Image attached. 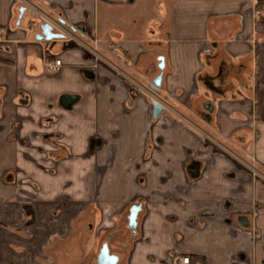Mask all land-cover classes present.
Masks as SVG:
<instances>
[{"label": "crops", "instance_id": "crops-1", "mask_svg": "<svg viewBox=\"0 0 264 264\" xmlns=\"http://www.w3.org/2000/svg\"><path fill=\"white\" fill-rule=\"evenodd\" d=\"M258 1L0 0V28L8 29L0 37V264L30 262L17 255L13 231L21 222L43 227L40 217L56 200L62 215L73 205L97 211L102 228L140 205L125 264H174L180 256L198 264H264V175L253 179L207 151L163 113L152 120L141 96L69 39H36L40 21L54 18L114 44L138 75L155 61L159 69L162 57L160 91L189 94L190 115L218 137L249 145L264 173ZM119 5L122 18L111 11ZM55 58L62 66L51 73L46 65ZM46 139L57 142L61 158L50 161Z\"/></svg>", "mask_w": 264, "mask_h": 264}, {"label": "rangeland", "instance_id": "rangeland-1", "mask_svg": "<svg viewBox=\"0 0 264 264\" xmlns=\"http://www.w3.org/2000/svg\"><path fill=\"white\" fill-rule=\"evenodd\" d=\"M120 6H112V8L118 9ZM116 9L111 10L113 15L122 18V13H118ZM30 13L33 19L38 21L39 11L31 10ZM130 15L135 18L138 14L132 12ZM114 18L112 17L111 20H114ZM48 20L60 30V33L62 31V34H65L63 38L69 39L72 45L79 48L83 54L112 71L150 106L152 103L161 104L164 107L163 117L172 119L174 127L194 134L199 142L204 143V149L221 154L222 157L244 169L253 179L263 178V171L249 157V145L246 148L241 147L240 142L235 137L232 140L218 137L207 127V124L203 121L198 122L190 115L189 94L184 98H179L176 92H161L159 88L154 86L153 80L159 75L157 61L153 63V66H149L148 72L138 75L132 61L122 56L118 52V47L114 44H99L86 34L83 35L71 29H61L54 18ZM117 24L118 21L115 26H118ZM116 30L114 33L117 32ZM114 40H116V37H114ZM150 52L154 53L155 51L150 48ZM171 93L175 96H172ZM195 93L200 97L204 92L200 89ZM208 95L211 96L209 93ZM163 120L160 118L159 126L162 125L160 121ZM45 142L49 145L45 150L50 153H48L50 161L61 158L55 148L57 142L49 139H46ZM253 169H255L256 176L253 174ZM34 206L36 210L37 207L42 208L38 203H35ZM47 206L50 207V215L45 218L40 217L41 214L38 215L44 225L43 227L36 224L32 229L27 225L22 226L21 222L18 229L13 231L16 236L13 237L14 241L18 244V249L14 248L17 255L20 256L21 260L23 256L31 259L29 263L25 262V264H96L97 256L104 244L107 245L111 255L119 258L117 264L126 263L130 254V247L135 241V237H132L130 230L127 229L125 221L127 213L123 214L120 221L117 220L115 227L103 226L102 228L97 211H93L92 208L86 209L85 205L82 206V210L86 209L83 213L79 210L80 206L75 208V205H73L68 210L66 208V214L63 215L58 210V200ZM20 212L22 213L21 210ZM24 217L22 214L21 219L23 222H25ZM110 234L113 236L110 237ZM26 248H30L31 251L23 250ZM24 261H26L25 258Z\"/></svg>", "mask_w": 264, "mask_h": 264}, {"label": "water", "instance_id": "water-1", "mask_svg": "<svg viewBox=\"0 0 264 264\" xmlns=\"http://www.w3.org/2000/svg\"><path fill=\"white\" fill-rule=\"evenodd\" d=\"M24 12V8H21L19 10L20 18ZM39 29L41 31V35H37V40H44L46 42L51 40H57V39H63V36L60 34L53 33V27L49 24L42 23L39 25ZM158 61H160L159 69L162 70L163 68V58H158ZM153 84L156 88H160L161 86V75L157 76L155 80H153ZM163 113V108L156 104H151L150 109V116L152 120H156L161 114ZM141 211L140 205H132L128 212V229L131 230L132 234H135L136 225H137V216L139 212ZM118 263V257L115 255L109 254L108 247L106 244L102 246V248L99 251V254L97 256V264H117Z\"/></svg>", "mask_w": 264, "mask_h": 264}, {"label": "built area", "instance_id": "built-area-1", "mask_svg": "<svg viewBox=\"0 0 264 264\" xmlns=\"http://www.w3.org/2000/svg\"><path fill=\"white\" fill-rule=\"evenodd\" d=\"M25 6H27V4H25ZM42 23L49 24L50 26L53 27V31H55L57 34H60L64 37L65 34L63 35L62 31L60 33V30H58V28H56L54 25H52L50 20L42 19L40 21V24H42ZM57 23H58L59 27H61V29H66V28H63L62 24L59 22V19H58ZM67 29H70V28H67ZM7 30H8L7 28H0V37L2 35H4L7 32ZM61 66H62L61 59L55 58L54 60L47 63L46 68L49 72L54 73V72L58 71ZM156 104H158V103H156ZM158 105H160L164 110V107L161 104H158ZM253 174H254V176H256L255 169H253ZM174 264H198V263H192L189 256H180V257H177L174 259Z\"/></svg>", "mask_w": 264, "mask_h": 264}, {"label": "trees", "instance_id": "trees-1", "mask_svg": "<svg viewBox=\"0 0 264 264\" xmlns=\"http://www.w3.org/2000/svg\"><path fill=\"white\" fill-rule=\"evenodd\" d=\"M263 7H264V2L263 1L256 2V9L258 10V12H259V9L263 8ZM118 261H119V259H118Z\"/></svg>", "mask_w": 264, "mask_h": 264}, {"label": "flooded vegetation", "instance_id": "flooded-vegetation-1", "mask_svg": "<svg viewBox=\"0 0 264 264\" xmlns=\"http://www.w3.org/2000/svg\"><path fill=\"white\" fill-rule=\"evenodd\" d=\"M53 33H56L55 31H53ZM57 34V33H56ZM37 35H41V31H40V29L38 30V33L36 34V36ZM157 78V77H156ZM204 144V143H203ZM202 144V145H203ZM204 146V145H203ZM129 212V211H128ZM127 218H128V214H127ZM126 225H127V227H128V220L126 219ZM128 229V228H127ZM107 246V245H106ZM110 254V253H109ZM119 259V258H118ZM96 264H97V260H96Z\"/></svg>", "mask_w": 264, "mask_h": 264}]
</instances>
